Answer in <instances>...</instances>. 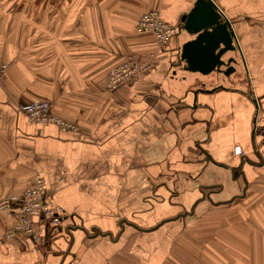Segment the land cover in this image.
Wrapping results in <instances>:
<instances>
[{
    "label": "crops",
    "instance_id": "0c3cea01",
    "mask_svg": "<svg viewBox=\"0 0 264 264\" xmlns=\"http://www.w3.org/2000/svg\"><path fill=\"white\" fill-rule=\"evenodd\" d=\"M197 1L0 0V199L40 175L64 210L40 242L0 243V264H264V0H213L235 33L229 77L180 59ZM152 10L177 30L161 50L136 31ZM34 100L77 131L30 122ZM15 222L0 213V240Z\"/></svg>",
    "mask_w": 264,
    "mask_h": 264
},
{
    "label": "built area",
    "instance_id": "2783aa9c",
    "mask_svg": "<svg viewBox=\"0 0 264 264\" xmlns=\"http://www.w3.org/2000/svg\"><path fill=\"white\" fill-rule=\"evenodd\" d=\"M136 31L140 34L153 35L158 49L167 46L177 32L176 28L163 20L157 10H152L140 18ZM151 54L146 61L126 58L115 66L108 75L107 87L116 91L132 83L152 69L153 58ZM7 70V65L0 62V78ZM19 111L24 113L30 122L38 125H56L61 130L77 131V127L60 119L51 111V104L45 100H34L19 106ZM33 186L25 189L19 196L0 199V213L15 217L13 228L2 236L0 243L15 238L18 235L26 236L38 243L47 230H57L63 220L64 210L54 205L45 196V182L42 176L37 175ZM39 222L42 226H39Z\"/></svg>",
    "mask_w": 264,
    "mask_h": 264
},
{
    "label": "water",
    "instance_id": "95a60500",
    "mask_svg": "<svg viewBox=\"0 0 264 264\" xmlns=\"http://www.w3.org/2000/svg\"><path fill=\"white\" fill-rule=\"evenodd\" d=\"M200 11L204 12L206 23L196 28L193 24ZM183 19L182 29L195 37L181 48L180 59L186 65L185 70L200 71L205 75L216 72L227 77L233 74L235 67L232 64H236V60L225 61L223 57L236 49L235 33L231 22L214 1L198 0L192 12Z\"/></svg>",
    "mask_w": 264,
    "mask_h": 264
}]
</instances>
